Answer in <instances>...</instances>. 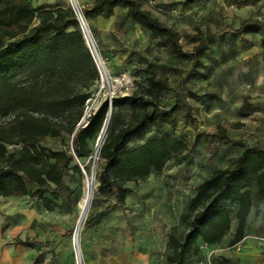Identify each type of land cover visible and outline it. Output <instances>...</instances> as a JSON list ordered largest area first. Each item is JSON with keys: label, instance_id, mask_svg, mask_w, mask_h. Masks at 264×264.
I'll return each instance as SVG.
<instances>
[{"label": "rangeland", "instance_id": "obj_1", "mask_svg": "<svg viewBox=\"0 0 264 264\" xmlns=\"http://www.w3.org/2000/svg\"><path fill=\"white\" fill-rule=\"evenodd\" d=\"M95 1L76 0V4L82 10ZM138 1L144 10L178 33L186 51H193L203 42L201 64L193 68L192 62L180 59L171 46H162L149 31L130 21L119 26L126 11L123 7L117 8L110 19H85L106 71L90 86L91 97L85 108L96 112L106 101L112 108L115 98L142 96L147 79L155 76L167 85L158 100L164 108H175L176 124L161 132L148 129L144 138L137 139L129 149L163 135H171L186 148L162 171L153 170L146 179L127 182L128 195L121 207L114 193L102 195L95 191L99 154L108 135L107 131L97 152L100 132L90 141L94 153L82 161L75 159L70 166L61 193H45L50 207L30 196L0 197V264H76L73 237L79 219L78 204L92 174L95 207L91 203L80 234L82 263L176 264L170 237L181 238L187 231V216L197 186L215 170L232 166L242 152L240 147L215 136L219 128L232 140L264 148V46L260 33L237 31L245 20L264 21V0ZM48 4L75 6L71 0L32 2L34 8ZM83 83L91 82L84 78L76 87ZM187 106L193 119L185 118ZM132 116L129 108L120 107L118 128L129 124ZM12 120L0 117V124ZM52 127L61 129L60 136L43 137L41 145L72 151V136L62 128V121H54ZM8 148L15 151L22 146L10 144ZM252 202L247 234L264 236V200L255 188ZM109 206L112 208L106 212ZM228 206L231 228L223 241L212 247L199 240L188 252L185 264L204 260L213 250V264H264L261 244L249 241L251 245L239 252L231 248L238 219L237 206ZM96 214L101 215L99 221L85 228L86 221ZM23 241L43 245L26 247L20 244Z\"/></svg>", "mask_w": 264, "mask_h": 264}, {"label": "trees", "instance_id": "obj_2", "mask_svg": "<svg viewBox=\"0 0 264 264\" xmlns=\"http://www.w3.org/2000/svg\"><path fill=\"white\" fill-rule=\"evenodd\" d=\"M32 2L0 0V117H13L10 124H0V197L30 196L50 207L51 201L45 193L49 190L60 194L75 159L82 161L94 153L90 141L103 130L111 113L108 135L99 154L95 191L102 195L114 193L117 203L124 207L127 182L146 179L153 170L162 171L168 161L186 148L171 135H163L161 139L129 149L137 139L144 138L148 129L161 132L167 126H175V108H164L158 100L167 85L150 76L144 95L115 98L113 111L106 101L85 127L79 126L91 97L89 88L100 81L98 67L71 5L34 8ZM119 7L126 10L119 26L130 21L149 31L162 46H171L180 59L191 61L193 68L201 64L203 42L193 51H186L178 33L144 10L138 0H96L81 11L85 19H110ZM237 31L260 33L264 46L263 20H245ZM84 78L91 83L76 87ZM120 107L129 108L133 115V120L121 129L118 128ZM185 118L193 119L189 106ZM56 120H61L62 128L72 136V151L41 145L43 137L60 136L61 129L52 127ZM215 136L240 147L242 152L232 166L215 170L197 186L189 207L187 231L181 238L170 237L176 264L186 263L188 252L199 240L212 246L223 241L231 228L228 205L237 206L238 219L230 246L242 241L254 206L253 188L264 200V148L232 140L223 128ZM10 144L22 148L10 151ZM76 168L80 170L79 166ZM111 208L107 207L106 212ZM100 216L96 214L88 219L84 227L91 228ZM20 244L43 245L29 241Z\"/></svg>", "mask_w": 264, "mask_h": 264}, {"label": "built area", "instance_id": "obj_3", "mask_svg": "<svg viewBox=\"0 0 264 264\" xmlns=\"http://www.w3.org/2000/svg\"><path fill=\"white\" fill-rule=\"evenodd\" d=\"M74 9H75V13L77 15V18L79 20L80 27H81V30L83 32V35L87 36V40H88V37L91 39V43L93 45L94 50H93L92 46L90 45V42L89 41L88 42H89L90 48L93 50V52L95 51L93 59H94L95 63H97L96 65L98 67V70H99L100 74L103 75V73H106V71H105L104 65H103V63L101 61V58H100V56L98 54V51L96 49V46H95V44H94V42H93V40L91 38L90 31H89V29L87 27V23H86V20H85V18L83 16V13L78 8V6H77V8H74ZM90 48H89V50H90ZM94 113H95V111H93L92 108L86 107L85 111H84V115H83V117H82V119H81V121L79 123V126L85 127L87 125L89 119L91 118V116ZM249 241H254V242H257V243H259V244L264 246V236L263 235H246L242 239V241L237 243L232 248L235 249L236 251H241L243 246ZM215 254H216V251H214V250L210 251L208 253L206 259H204V260L201 259L199 261H196L194 264H213L212 260H213V257L215 256Z\"/></svg>", "mask_w": 264, "mask_h": 264}, {"label": "bare ground", "instance_id": "obj_4", "mask_svg": "<svg viewBox=\"0 0 264 264\" xmlns=\"http://www.w3.org/2000/svg\"><path fill=\"white\" fill-rule=\"evenodd\" d=\"M88 41L90 42V45L93 48V45L91 43V39L89 37H88ZM93 50H94V48H93ZM109 124H110V120L108 119L105 123L103 130L101 131L99 143L97 144V152H99V150H100L101 143L104 140V137L108 131ZM93 186H94V179L89 178L85 183L83 198L80 200V202L78 204L79 219H78L77 226L75 228V235L73 237V243H74V247L76 249V262H77L76 264H83L82 263V255H81V247H80V234H81L83 223H84V221H85V219L89 213V210L91 208V203H92V199H93V195H94Z\"/></svg>", "mask_w": 264, "mask_h": 264}, {"label": "water", "instance_id": "obj_5", "mask_svg": "<svg viewBox=\"0 0 264 264\" xmlns=\"http://www.w3.org/2000/svg\"><path fill=\"white\" fill-rule=\"evenodd\" d=\"M71 2H72V4L75 5V6H73V7H74V8H77L76 0H71ZM84 39H85L86 45L88 46V48H90V45H89V42H88V40H87V36H86V35H84ZM90 52H91L92 56H94V52H93V50H92L91 48H90ZM99 63H100V62H99ZM96 64H97V63H96ZM108 119H109V120L111 119V113H110ZM96 154H97V153H96ZM91 179H94L93 174H92Z\"/></svg>", "mask_w": 264, "mask_h": 264}, {"label": "crops", "instance_id": "obj_6", "mask_svg": "<svg viewBox=\"0 0 264 264\" xmlns=\"http://www.w3.org/2000/svg\"><path fill=\"white\" fill-rule=\"evenodd\" d=\"M247 231L248 230H246V234H247ZM247 235H249V234H247ZM255 243H257V242H255ZM259 244V243H258ZM251 244L249 243V242H247L244 246H243V248L242 249H245V248H247V247H249ZM215 246H217V245H214V246H212V247H215ZM232 248V247H231ZM233 249V248H232ZM236 251V250H235ZM237 252H239V251H237ZM233 263H234V261H232ZM243 262V261H242ZM242 262H239V264H242ZM234 264H236V263H234ZM263 264V263H262Z\"/></svg>", "mask_w": 264, "mask_h": 264}]
</instances>
